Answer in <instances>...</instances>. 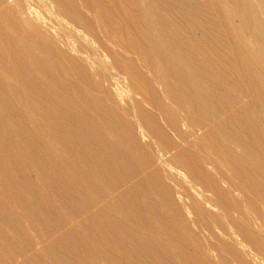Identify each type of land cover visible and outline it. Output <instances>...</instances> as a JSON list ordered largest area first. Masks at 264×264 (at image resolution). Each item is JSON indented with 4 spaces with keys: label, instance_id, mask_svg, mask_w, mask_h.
<instances>
[{
    "label": "bare ground",
    "instance_id": "6f19581e",
    "mask_svg": "<svg viewBox=\"0 0 264 264\" xmlns=\"http://www.w3.org/2000/svg\"><path fill=\"white\" fill-rule=\"evenodd\" d=\"M0 264H264V0H0Z\"/></svg>",
    "mask_w": 264,
    "mask_h": 264
},
{
    "label": "rangeland",
    "instance_id": "374dc122",
    "mask_svg": "<svg viewBox=\"0 0 264 264\" xmlns=\"http://www.w3.org/2000/svg\"><path fill=\"white\" fill-rule=\"evenodd\" d=\"M26 20L29 21V18H26ZM123 47H124V46H123ZM128 48H129V47H126V46H125V52H127L128 55L131 54L132 56L135 57L136 55H133V52L130 50V48H129V49H128ZM129 56H130V55H129ZM132 56H131V57H132ZM134 57H132L131 59H133L135 62H137L136 59H137L138 57L136 56V57H135L136 59H135ZM138 62H139V60H138ZM237 198L239 199V198H241V197H237ZM241 199H242V198H241Z\"/></svg>",
    "mask_w": 264,
    "mask_h": 264
}]
</instances>
